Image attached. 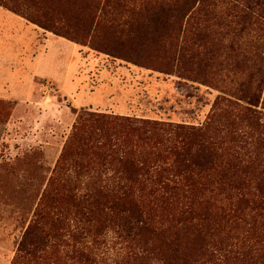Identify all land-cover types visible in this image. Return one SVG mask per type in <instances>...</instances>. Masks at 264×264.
<instances>
[{
    "label": "rangeland",
    "instance_id": "rangeland-1",
    "mask_svg": "<svg viewBox=\"0 0 264 264\" xmlns=\"http://www.w3.org/2000/svg\"><path fill=\"white\" fill-rule=\"evenodd\" d=\"M181 1L0 0V264H155L140 246L156 239L123 230L122 193L134 176L133 202L166 214L181 202L156 173L192 177L179 194L209 216L242 200L203 253L181 238L177 257L264 264V0H205L201 17ZM126 118L205 130L213 164ZM70 232L92 249L63 246ZM258 235V254L230 252Z\"/></svg>",
    "mask_w": 264,
    "mask_h": 264
},
{
    "label": "trees",
    "instance_id": "trees-1",
    "mask_svg": "<svg viewBox=\"0 0 264 264\" xmlns=\"http://www.w3.org/2000/svg\"><path fill=\"white\" fill-rule=\"evenodd\" d=\"M203 1L206 3L205 0H182L179 3L177 2V4L181 13L185 12V14H187L190 13V11L198 3V6L191 12H196L201 17L202 15L204 16L207 11L205 6H200ZM177 4L175 5L177 6ZM243 112L244 119H252L254 115L253 111L250 109H243ZM121 123L127 127L139 124L141 128H146L147 130L171 131L178 139V142L173 145V153L176 156L188 155L192 149H195V156L200 154L202 158L199 159L200 166H210L213 164L210 146L202 139L203 136H205L203 133L205 130L202 131L201 129H195L194 127L183 124L166 125L161 124L160 122L148 120L133 121L129 118L123 119ZM254 123L255 122L253 120V125ZM258 126L259 123L257 122L254 127L258 129ZM262 131H264V127ZM144 168L145 167H142L138 170H144ZM151 169H153L152 166ZM157 169L158 168L156 166V168L151 170V172L155 173V170ZM183 180L188 183L192 181V177L181 176L180 174L164 176L160 173H156L155 176L152 177L151 182L154 184L156 190L160 189L165 192V195L168 198L170 197L181 202L180 205L175 206L172 210L168 208L166 214H162L159 218H156L157 216H151L149 213L141 210V208L133 202L131 189L137 181L136 177L131 175L128 176L126 178V184L123 185L125 191L122 193L124 195L122 198L127 206V215L123 222V230L132 237H137L145 232L156 239L158 248H151L149 242L147 241H144L140 246L145 253L144 258H149L150 253L153 252L155 264H177L175 262L177 259L181 264H198L195 263L197 261L195 259L177 257L179 256L180 250L183 248L180 243V239L185 238L187 240L196 239V241H202L198 250L200 253H203L207 239L211 238L215 234H220L225 231L226 227L223 223L224 221L230 223L232 220H240L241 217H243L242 215H244V211L241 207L242 200L239 201L236 196L231 195L228 207H217L215 214L211 212L212 216H209L206 209H202L201 207L202 204L205 205L207 203V199L204 198V196L195 197L190 196L191 194L188 196L179 194L180 186L182 185ZM167 193L170 194V196H168ZM187 203H189V205H187ZM197 204L199 207H195ZM169 211L171 212L168 213ZM226 232L225 237L228 239L227 235L230 233V230L229 232ZM99 235L100 234H98V236ZM68 236L70 239L67 240L63 238V240L61 239V243L63 246L71 247L73 252L84 254L85 250L89 251L92 249L87 242H77L76 240L78 237L73 232H70ZM234 237L238 236H233V239ZM261 237V235H258L252 240L251 238L241 239L238 241V243L240 242V245H235L236 248L234 246L235 249L230 252L237 254L242 253L245 256L258 254V251L260 250L259 246L263 242ZM101 243V239L98 237L92 240L91 245H98Z\"/></svg>",
    "mask_w": 264,
    "mask_h": 264
}]
</instances>
